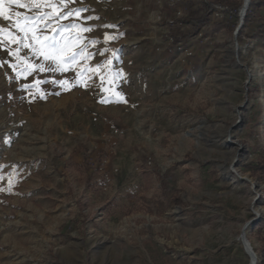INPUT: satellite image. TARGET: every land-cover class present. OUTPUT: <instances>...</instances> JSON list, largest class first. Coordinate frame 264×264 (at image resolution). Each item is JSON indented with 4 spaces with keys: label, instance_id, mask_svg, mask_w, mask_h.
Segmentation results:
<instances>
[{
    "label": "rangeland",
    "instance_id": "1",
    "mask_svg": "<svg viewBox=\"0 0 264 264\" xmlns=\"http://www.w3.org/2000/svg\"><path fill=\"white\" fill-rule=\"evenodd\" d=\"M244 1L215 6L190 36L182 4L201 0H52L55 27L80 25L63 33L73 51L88 45L63 72L17 51L23 33L0 18L16 37L0 41V264H250L239 237L251 221L258 264L264 183L249 166L264 159V6L235 37ZM4 7L13 20L52 11ZM72 9L85 10L59 19ZM176 28L188 37L178 45ZM175 60L184 92L162 73ZM104 156L106 185L94 165Z\"/></svg>",
    "mask_w": 264,
    "mask_h": 264
},
{
    "label": "snow or ice",
    "instance_id": "2",
    "mask_svg": "<svg viewBox=\"0 0 264 264\" xmlns=\"http://www.w3.org/2000/svg\"><path fill=\"white\" fill-rule=\"evenodd\" d=\"M9 5H16L17 7H25L28 8L29 11L32 9H52V11H40L38 13H34L33 15H22L19 12L14 14L15 19L13 20V14H10L8 8H5V3ZM73 0H61V4L66 7L67 3H71ZM85 9H72L68 12H65L59 19H67L69 16H78L81 11ZM58 9L55 4L52 3V0H29L27 4L22 3V0H0V18L4 20L13 21L10 27H15L18 31L23 33V36L20 38V44L17 51L22 48L30 47L33 55L37 58L43 57L45 61H51L49 65L50 71H67L68 67L74 64L79 57H83L86 48L88 45H84L79 51H73V48L76 46L72 40L63 36V33L69 28H80V25H62L59 28L55 27L56 20L54 17L58 13ZM87 19H93V17H89ZM94 19H99L95 17ZM105 27H114L113 25H106ZM49 30H51V35L46 34ZM84 32H90L92 28H82ZM8 35L12 42H16V37L8 32L3 27H0V41H3L4 36ZM79 40L80 38H76ZM116 37L114 36H105V41L114 40ZM29 41L32 43L29 44ZM91 44H96L98 41H91ZM11 55H16V52H11ZM19 59V57H17ZM4 62H0V66H2ZM25 63H27V57H25ZM110 63V62H109ZM15 70L16 65H11ZM33 67L29 65L28 68H25V73L28 72L29 68ZM40 71H44L43 64L36 65ZM98 70V69H97ZM21 73H17L20 75ZM101 80H104V77H101ZM118 96L122 95L117 93ZM101 103L108 102L106 100H101Z\"/></svg>",
    "mask_w": 264,
    "mask_h": 264
},
{
    "label": "trees",
    "instance_id": "3",
    "mask_svg": "<svg viewBox=\"0 0 264 264\" xmlns=\"http://www.w3.org/2000/svg\"><path fill=\"white\" fill-rule=\"evenodd\" d=\"M227 0H201V6L197 9H193L194 4L192 2H186L182 4L183 7L187 10L188 14L183 19L182 22L188 25H193V31L190 36L195 35L202 27L206 26L210 23L211 17L214 14V8L218 5L227 4ZM264 6V2L262 0H251L249 9L246 12V16L244 19V26L242 30L244 31L248 25L252 22L253 16L259 11L260 8ZM236 11V10H235ZM237 25L232 28V32L236 30ZM171 39L175 45L183 42L182 40H186L188 37L182 35V31L178 28L172 30L170 32ZM256 37L264 38V26L259 25L257 29V33H255ZM242 38V35L239 36V39ZM249 169L252 172V177L258 182L264 183V159L261 158L255 165H250ZM258 264H264V256L263 254L258 255Z\"/></svg>",
    "mask_w": 264,
    "mask_h": 264
},
{
    "label": "crops",
    "instance_id": "4",
    "mask_svg": "<svg viewBox=\"0 0 264 264\" xmlns=\"http://www.w3.org/2000/svg\"><path fill=\"white\" fill-rule=\"evenodd\" d=\"M174 64L167 69V71H162V73L164 72L166 74V78H167V82L170 83L171 81H175V80H178V86L179 88H181L183 90V92L186 90V80L183 79V75H182V65H181V62L180 60H175L173 61ZM121 117V120H119V124H116V128L114 130H111V137H115V138H120V144H122L124 142V140H126L127 136L125 135V131L127 130L126 129V125L131 123V114L123 109L121 114L119 115ZM109 128V131L111 128ZM119 170V169H118ZM129 169H127L126 171H129Z\"/></svg>",
    "mask_w": 264,
    "mask_h": 264
},
{
    "label": "water",
    "instance_id": "5",
    "mask_svg": "<svg viewBox=\"0 0 264 264\" xmlns=\"http://www.w3.org/2000/svg\"><path fill=\"white\" fill-rule=\"evenodd\" d=\"M250 2L251 0H247L244 1V4L242 6L241 12H240V18H241V22L238 24L235 32H234V36L237 37L239 32L241 31L242 27L244 26V19L246 16V12L249 9L250 6ZM238 46V45H236ZM249 76V74H248ZM249 78L251 79V77L249 76ZM240 124V122H237V125ZM237 125L233 126L232 129H235L237 127ZM236 167V164L234 165L233 168ZM242 180L248 181L246 178H241ZM251 183V182H250ZM252 184V183H251ZM253 185V184H252ZM253 221L249 222L248 224L245 225V227L243 228L240 237H239V243L240 245L243 247V250L246 252V254H250L251 256H253L254 258V264H257V256L253 253L250 244L247 240L246 234H245V230L248 228V226L252 223Z\"/></svg>",
    "mask_w": 264,
    "mask_h": 264
},
{
    "label": "built area",
    "instance_id": "6",
    "mask_svg": "<svg viewBox=\"0 0 264 264\" xmlns=\"http://www.w3.org/2000/svg\"><path fill=\"white\" fill-rule=\"evenodd\" d=\"M148 164H152L151 160H149ZM94 165L96 166L97 172L101 176V179L104 184H109L113 179V171L112 168H110L109 157H101Z\"/></svg>",
    "mask_w": 264,
    "mask_h": 264
},
{
    "label": "bare ground",
    "instance_id": "7",
    "mask_svg": "<svg viewBox=\"0 0 264 264\" xmlns=\"http://www.w3.org/2000/svg\"><path fill=\"white\" fill-rule=\"evenodd\" d=\"M247 1V0H246ZM249 76L252 78V77H254L256 74H255V72H253V71H249ZM250 244V243H249ZM251 247V246H250ZM252 249V248H251ZM253 251V250H252ZM246 253V252H245ZM253 253H254V251H253ZM255 254V253H254ZM248 255V258H249V261H250V264H254V258H253V256H251L250 254H247Z\"/></svg>",
    "mask_w": 264,
    "mask_h": 264
}]
</instances>
